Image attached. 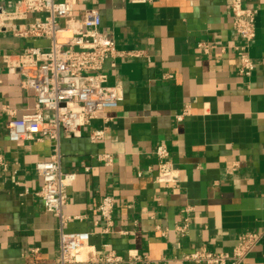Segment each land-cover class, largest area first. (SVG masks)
Segmentation results:
<instances>
[{
  "label": "crops",
  "instance_id": "crops-1",
  "mask_svg": "<svg viewBox=\"0 0 264 264\" xmlns=\"http://www.w3.org/2000/svg\"><path fill=\"white\" fill-rule=\"evenodd\" d=\"M18 2L0 0V5L9 11ZM76 2V19L96 9L100 30L116 48L142 55L105 61L108 83L121 85L122 98L70 137L10 141L8 114L0 115L6 163L0 171V264H51L58 254V220L35 194L41 180L34 169L55 152L61 170L75 173L63 209L72 217L65 230L90 233L78 259L112 249L123 256L147 255V264H196L181 258L201 246L230 251L241 233L264 231V0L244 2L255 13L250 76L237 69L232 45L240 39L228 0ZM11 23L0 28V104L21 116L32 110L35 96L22 87V75L3 63V55L46 46L48 40L15 36L12 27L23 22ZM94 129L102 130L103 138L92 139ZM160 143L180 170L175 189L155 181L154 150ZM100 153L111 154L112 164L99 160ZM106 194L116 200L114 229L101 234L94 208ZM184 224L181 234L176 227ZM245 264H264V235Z\"/></svg>",
  "mask_w": 264,
  "mask_h": 264
},
{
  "label": "built area",
  "instance_id": "built-area-1",
  "mask_svg": "<svg viewBox=\"0 0 264 264\" xmlns=\"http://www.w3.org/2000/svg\"><path fill=\"white\" fill-rule=\"evenodd\" d=\"M245 0H228L227 9L232 16V28L240 43L233 44L238 60V72L250 76L254 62L249 45L256 35L255 13L244 5ZM76 0H19L12 10L0 5V28L12 26V20H22L12 27L15 36L44 38L46 46L29 45L17 54H4L3 63L22 75L23 88L33 90L35 102L30 112L15 116L14 111L0 104V115L8 114L6 133L10 141L49 139L58 142L60 135L70 137L88 125L97 114L115 107L122 98L119 83H108L104 63L108 58L141 56L139 50H119L114 40L100 30L101 18L96 9L85 10L79 19L74 16ZM31 14H38L33 21L25 22ZM206 50V46L199 44ZM115 65L114 62L111 63ZM178 114L181 120L184 114ZM92 139L103 138V131L91 130ZM157 161L155 181L165 188L175 189L180 182V170L176 168L164 143L154 150ZM97 158L107 165L113 162L112 155L100 153ZM34 169L41 183L35 191L44 210L58 220V254L51 264H121L142 262L147 264V255L123 256L112 249L78 259L76 252L88 244L87 231L70 232L65 227L72 218L64 214L68 202V188L75 179L74 172H63L60 155L55 152L48 159L35 162ZM85 171L89 167L85 166ZM6 163L0 154V171ZM115 196L106 194L94 208L101 234L113 232ZM189 207L183 209L189 211ZM75 216L74 218H81ZM186 219V218H185ZM187 224L176 229L184 234ZM264 231H246L237 237L230 251H216L205 246L195 248L182 256V260L196 264H245L247 255L260 243ZM107 246V245H105Z\"/></svg>",
  "mask_w": 264,
  "mask_h": 264
}]
</instances>
